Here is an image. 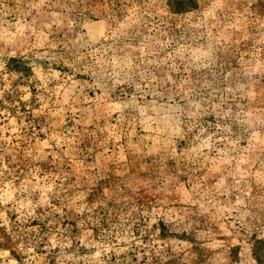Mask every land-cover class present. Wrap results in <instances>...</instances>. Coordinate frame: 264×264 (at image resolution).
<instances>
[{"label": "rangeland", "instance_id": "obj_1", "mask_svg": "<svg viewBox=\"0 0 264 264\" xmlns=\"http://www.w3.org/2000/svg\"><path fill=\"white\" fill-rule=\"evenodd\" d=\"M168 1L0 0V264H264V0Z\"/></svg>", "mask_w": 264, "mask_h": 264}, {"label": "trees", "instance_id": "obj_2", "mask_svg": "<svg viewBox=\"0 0 264 264\" xmlns=\"http://www.w3.org/2000/svg\"><path fill=\"white\" fill-rule=\"evenodd\" d=\"M168 6L174 13H185L196 8V0H169ZM257 261L259 264H262L260 258H258Z\"/></svg>", "mask_w": 264, "mask_h": 264}]
</instances>
